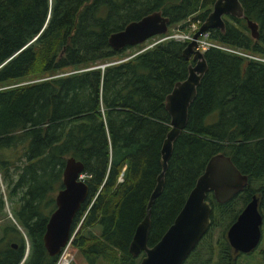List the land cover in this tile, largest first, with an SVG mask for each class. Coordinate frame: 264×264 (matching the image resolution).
Wrapping results in <instances>:
<instances>
[{
  "label": "trees",
  "instance_id": "trees-1",
  "mask_svg": "<svg viewBox=\"0 0 264 264\" xmlns=\"http://www.w3.org/2000/svg\"><path fill=\"white\" fill-rule=\"evenodd\" d=\"M213 2L0 0V176L15 221L1 228L0 264L55 263L58 255L47 253L43 234L69 157L83 164L88 186L72 222L70 234L81 225L73 246L89 264L101 257L139 264L142 255L132 256L128 246L161 169L170 128L165 97L194 61L182 56L187 42L175 39L115 61L129 46L114 50L108 37L154 11L170 26L191 16L201 24ZM240 2L246 18L224 16V30L209 29L208 39L264 56V0ZM247 19L257 23V39ZM204 58L207 70L151 207L147 244L172 223L207 160L224 153L248 176L247 184L224 203L207 195L211 223L183 264H236L240 255L226 240L228 227L253 195L264 218V62L217 48ZM3 208L0 192V214ZM219 221L218 249L202 245ZM94 225L99 237L85 231Z\"/></svg>",
  "mask_w": 264,
  "mask_h": 264
},
{
  "label": "water",
  "instance_id": "water-1",
  "mask_svg": "<svg viewBox=\"0 0 264 264\" xmlns=\"http://www.w3.org/2000/svg\"><path fill=\"white\" fill-rule=\"evenodd\" d=\"M224 16L246 18L240 0H214L211 11L182 50V56L186 60L194 61L188 65L186 78L175 82L165 97L164 106L170 117V128L160 149L161 169L149 195L144 217L137 224L128 246L132 256L142 255L139 264H183L211 223L212 206L207 195L212 193L216 202L224 203L239 194L247 184L248 176L237 169L229 156L224 153L212 155L172 223L153 246H148L151 207L163 190L174 142L186 126L188 108L207 70L204 53L196 49L197 38L211 28L223 31ZM246 23L251 36L257 39V23L249 19ZM168 26L169 19L161 11H154L138 20L129 21L119 31L111 32L108 44L114 50L143 44L154 36L167 33ZM105 65L99 67L103 68ZM82 168L81 161L73 157L65 161L62 186L54 196L55 207L48 217L43 234L44 248L50 256L58 255L61 248L69 241L72 222L87 197L88 186L80 178ZM261 224L258 197L253 195L225 234L234 253H250L256 248L261 238ZM13 247L16 245L13 244ZM26 255L27 251L24 258Z\"/></svg>",
  "mask_w": 264,
  "mask_h": 264
},
{
  "label": "rangeland",
  "instance_id": "rangeland-1",
  "mask_svg": "<svg viewBox=\"0 0 264 264\" xmlns=\"http://www.w3.org/2000/svg\"><path fill=\"white\" fill-rule=\"evenodd\" d=\"M191 22H192V16L189 17L188 19H186L185 21L181 22V23L173 24L172 26L169 25L168 30L170 32H172L173 30H177V27L180 28L181 25H184L183 29L186 30V27ZM159 38H161V37H159ZM159 38H151V39L145 41L142 44V46H143L142 48L139 47L138 45L127 48L125 50L124 54L115 58V61L128 59L132 55L139 53L140 50H142L143 48L151 45L155 40H157ZM150 42H152V43L150 44ZM259 56H261V55H259ZM0 192H1V195L3 198V202H4V208H3L2 213L0 214V235H1V228L4 226L6 221L8 219H10L12 222L14 221L12 214H11V209L13 207V205L11 203L12 199L8 196V190L6 189V185L4 183H2L1 176H0ZM52 196L54 197V194H52ZM263 222H264V220H263ZM80 227H81V225L79 222L74 227L73 232L70 234L71 252L73 253V260H72L71 264H89L86 262L84 257L78 252L77 248H75L73 246L75 235L79 231ZM223 229H224V222L223 221H219L218 223H216V225L212 227L211 232L209 233L208 237L206 238V240L204 241V243L202 245H208V246L211 245V246L218 249V247L216 246V242L221 240L220 233ZM85 231L93 234V236L99 237L100 227L98 225H94V226L86 228ZM26 243H27V241H26ZM27 247H28V244H27ZM263 248H264V223L262 224V240H261L259 246L251 253V255H247V256H243V257L241 256L238 259L236 264H264V259H262V255L259 252ZM112 250H114V249H112ZM115 253L118 256V253L116 251H115ZM201 253H204V250H201ZM115 261L116 260L111 259V258L101 257L98 260H96L95 264H117Z\"/></svg>",
  "mask_w": 264,
  "mask_h": 264
},
{
  "label": "built area",
  "instance_id": "built-area-1",
  "mask_svg": "<svg viewBox=\"0 0 264 264\" xmlns=\"http://www.w3.org/2000/svg\"><path fill=\"white\" fill-rule=\"evenodd\" d=\"M200 22L198 20L192 21L187 27L186 30L177 28L169 35H164L161 38L155 40L151 45L148 47L153 46L154 44L166 40V39H175L183 42H189L192 39V34L197 31L199 28ZM166 34V33H165ZM208 31L204 32L203 35H200L197 38V47L201 52H205L209 48H217L229 53H233L248 59H252L255 61L264 62V57L259 56L256 54H252L240 49H235L229 46L221 45L215 42H212L208 39ZM147 47V48H148ZM85 175L81 174L80 178L84 179ZM71 238L69 241L63 246L58 254V257L54 264H71L73 260V253L71 252Z\"/></svg>",
  "mask_w": 264,
  "mask_h": 264
},
{
  "label": "flooded vegetation",
  "instance_id": "flooded-vegetation-1",
  "mask_svg": "<svg viewBox=\"0 0 264 264\" xmlns=\"http://www.w3.org/2000/svg\"><path fill=\"white\" fill-rule=\"evenodd\" d=\"M258 210H259V197H258ZM259 213H260V210H259ZM260 214H261V213H260ZM263 220H264V218L262 217V224L264 223ZM262 224H261V238H260V241H259V243L257 244L256 248L259 246V244H260V242H261V240H262ZM229 246H230V245H229ZM256 248H255V249H256ZM231 249H232V248H231ZM255 249H254V250H255ZM232 250H233V249H232ZM254 250H253V251H254ZM253 251H251L250 253H244V254H243V253H234V254H238V255H240V257H241V256L243 257V256L251 255V253H252ZM233 252H234V251H233ZM259 252H260V254L262 255V259H264V258H263L264 255L262 254V252H264V248L261 249Z\"/></svg>",
  "mask_w": 264,
  "mask_h": 264
},
{
  "label": "bare ground",
  "instance_id": "bare-ground-1",
  "mask_svg": "<svg viewBox=\"0 0 264 264\" xmlns=\"http://www.w3.org/2000/svg\"><path fill=\"white\" fill-rule=\"evenodd\" d=\"M150 218H151V214H150Z\"/></svg>",
  "mask_w": 264,
  "mask_h": 264
}]
</instances>
